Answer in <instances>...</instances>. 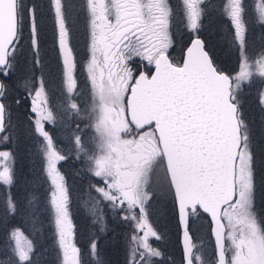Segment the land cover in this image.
<instances>
[{"label":"snow or ice","instance_id":"snow-or-ice-1","mask_svg":"<svg viewBox=\"0 0 264 264\" xmlns=\"http://www.w3.org/2000/svg\"><path fill=\"white\" fill-rule=\"evenodd\" d=\"M207 7L206 0H178L177 5L171 0H84L91 107L81 109L76 102L73 13L67 0H49L48 13L40 11L35 0H0V75L6 78H11L22 54L26 32L33 64L40 67L42 18L49 14L54 23L65 95L54 113L46 106L47 85L41 74L33 78L30 111L35 116L34 131L42 138L41 171L49 185L31 215L40 223L39 217L46 213L54 226L55 264L82 262L74 240L69 189L58 168L67 157L45 124L54 125L65 114L80 116L82 111L94 130V150L86 149L80 135L73 136V146L87 157L91 174L100 181L92 186L99 197L93 206L97 220L103 223L98 205L106 202L113 210L126 212L122 219L134 222L129 264H147V257L161 255L149 243L150 237L159 238L147 215L156 195L154 182L167 186L178 208L181 264H209L194 242L191 227L201 212L210 215L214 225L212 264H264V227L253 212L255 136L239 96L242 87L256 77L264 80V48L254 50L248 42V18L254 16L264 24V0H256L251 7L247 0H222L220 13L231 26L238 57L234 74L215 64L198 35ZM178 18L194 37L179 62L171 55L173 24ZM137 59L149 66L147 71L133 67ZM6 92L7 86L0 81V134L11 128ZM258 103L264 110V89ZM0 139L7 142L9 137ZM15 183L13 155L0 150V184L9 188L5 211L12 216L20 204L10 194ZM4 233L0 264H37L38 246L20 226L5 228ZM88 252L97 253L95 240L89 242Z\"/></svg>","mask_w":264,"mask_h":264},{"label":"rangeland","instance_id":"rangeland-1","mask_svg":"<svg viewBox=\"0 0 264 264\" xmlns=\"http://www.w3.org/2000/svg\"><path fill=\"white\" fill-rule=\"evenodd\" d=\"M35 2L39 4L40 11L48 13L49 0H35ZM67 2L70 5V8L73 13L71 17L74 25L72 45L77 58L76 79L78 82V90L76 95L79 97V99L76 102L80 105L81 109H90L91 107L90 85L85 71V67L88 59V55H87L88 36L86 31V19L83 14L84 0H67ZM206 2L208 6L207 14L203 18V22L201 24V28L198 34L204 36L205 39H207L206 41L217 62L216 64H218L221 68L230 71L231 74H234L237 71L238 57H237L235 44L232 41V36L230 31L231 26L227 21V19H225L220 13V5L222 3V0H206ZM255 2L256 0H247V3L249 4L250 7ZM171 3L173 5H177L178 0H171ZM208 21H210L209 25H208ZM248 26H249L248 42L251 45V47L254 50H259L261 48H264V28H263L264 24H261L258 19L250 15L248 18ZM173 33L175 37H180L181 35H184L185 36L184 40L187 41H189L190 37L193 36L192 33L185 30L184 25L179 21V18L173 24ZM26 35L27 32L25 33V36ZM213 36L214 38L212 41ZM174 41L176 42L175 43L176 47L174 46L173 48V50L174 49L175 50L174 52H172V56L176 59L177 62H179L181 61L180 59L182 56V49L185 45L181 46L182 44L178 42V40L174 39ZM40 48L42 51H40L39 55H41L42 58L46 56V59H50L52 57H54L55 59V63H53L54 60L51 59L52 61L49 60L46 64L48 70L49 71L53 70L55 73L54 74L55 79L51 81L53 85H50L49 77L48 79L46 78L45 79L47 80L46 91L48 94V103L46 106L51 107L53 112L56 113L57 111L56 106L61 103L65 93L61 84V64L57 49L54 23L51 18V15L49 14H46L41 21ZM44 49H47L48 52L47 55L46 54L43 55ZM21 52L24 53L23 49L21 50ZM137 65L142 67L143 65H145V63L137 59L134 62L133 67L135 68ZM41 67L43 68L42 65ZM42 68H40L41 74H43ZM27 69H28L27 77L29 78L30 75L34 77L35 76L34 68L30 66ZM41 74H39V76ZM39 76H37L36 78L38 79ZM80 84L81 86H83V88L79 86ZM29 87L30 88L28 89V94L30 97L29 102L31 108L32 99L34 97V91L31 84L29 85ZM262 89H264V80H262L259 77H256L250 84L242 87L239 93L242 112L244 113L247 110V114H249L247 121L249 122V125L255 136V144H256V152H257L256 165H258L259 169L261 167H264V155H261V152H264V110L261 109V106L258 103V94ZM37 105L39 106V101H37ZM32 118L34 120L35 116L33 115ZM90 124L91 121L89 120L86 112L83 111L81 112L80 116H72L69 118L67 114H65L63 118L58 117L57 121L55 122L56 125L55 133L58 136L57 137L58 144L55 142L54 143L56 144L57 148L62 151V154L66 155L67 153L73 150V152H75L78 157L77 160H75V162L78 166L77 168H80L81 175H83L84 186L86 189L77 186V181H76V185L72 184V189H73L72 193H74L76 202H81L86 204L87 211L89 212V214H91L92 217V219H90L91 228L94 230L93 227L95 225V222H97L98 229L95 228L96 229L95 231H98L99 232L98 234L101 235L106 234L107 230L110 229L124 230L122 237L118 239L120 240V243L126 254V262L127 264H129V252H128L129 238L131 235L135 234L134 222L127 219H122L121 217L125 215L126 212H121L119 209L113 210L106 202H100L98 205V211L103 217V223L97 220V216L94 213L93 206L96 204V201L99 199V197L97 193L92 191V186H99L100 181L99 178H95L91 174L89 170V166L87 164V157H85L81 153H78L73 146V136L80 135L82 137L86 149H88L90 152L94 150L93 147L95 144V141L93 139L94 130L90 127ZM77 126L79 128V131H77ZM47 127L48 128L50 127L48 123L45 124V128L48 131ZM59 131L60 134L58 135ZM2 135L5 134H0V136ZM6 143L7 142H5L3 139H0V150H7L12 153L11 148L7 147ZM33 157L34 155L30 153L28 156L29 163H33ZM60 165L61 163L58 164L59 169H60ZM257 176H258V182H260V184L264 186V173L259 175L257 172ZM32 177L28 180L30 184H33V181H30L32 180ZM66 183L71 197V193H70L71 187L69 186L67 179H66ZM260 189L261 188H259V192ZM169 196L170 199L173 201L174 211L176 213L174 198L172 195ZM168 201H169L168 197L162 194L159 195L158 198L154 197L147 206L148 221L151 223L153 229L156 231L157 235L159 236L168 235V233L165 232L164 230H167L169 228L170 222L168 218L164 219L162 217V212H161L162 207H164V204H166ZM157 203H158V207H160L159 214H157L156 212ZM253 212L258 222L263 227L261 216L263 215L264 210L262 209L261 204L258 205V201H256V193L253 201ZM116 213L119 214V218L115 217ZM138 215L139 214L137 213V216ZM70 216H71V212H70ZM173 223L175 224V226L178 224L177 216L174 218ZM205 224L207 227L206 234H205ZM210 226H211V222H209V219L206 216H204V218L196 217L191 225L194 232V237L196 238L194 242L197 244L198 248L200 249L201 254L207 257L209 264H212L215 248H214L213 240L210 235L211 233ZM92 233L90 235L92 237L90 238L89 242L92 240L96 241L97 239L98 234L97 233L92 234ZM139 235H143L142 230L139 231ZM74 240L76 243V239ZM159 240H161V242L158 241L157 238H152V237L149 238V243L151 244V246L157 249L161 253V255L159 257H147L146 258L147 264H160V263L174 264L172 258L168 255L169 253L167 249L169 244L168 245L166 244L162 248L163 241L160 238ZM159 244L162 245L159 246ZM178 245L180 246L179 240H178ZM90 257H92V254H90ZM86 260L87 259L85 258V261ZM180 262L181 259L179 262H176L175 264H181Z\"/></svg>","mask_w":264,"mask_h":264},{"label":"trees","instance_id":"trees-1","mask_svg":"<svg viewBox=\"0 0 264 264\" xmlns=\"http://www.w3.org/2000/svg\"><path fill=\"white\" fill-rule=\"evenodd\" d=\"M206 45L209 48L208 43H206ZM22 49L24 53L19 55L16 66L14 68V72L10 73L11 78L9 79L3 75L1 76L3 82L7 86V92L5 93V103L8 106V113L11 124V128L7 133H5V135H8L9 137L6 144L7 147L11 148L13 154L16 176V183L13 187H11L10 194L14 196L20 202V204L18 205L15 216L8 215L5 211V195L9 192V188L6 185L0 184V240L4 239L5 228L20 226L25 231V234L28 235L30 239H33L34 243L38 246V255L36 257L37 264H55V262L57 261V254L54 250L53 243L54 226L51 225L45 218L46 213L45 216L39 217L41 221L40 223H36L31 215L32 210L43 202V198L47 194L49 185L43 179V173L41 171L42 159L39 151V145L42 142V138H40L34 131V120L32 118L33 114L30 111V97L28 94V89L30 88L29 85L31 84L32 86L33 78H36L37 76H39V74H41V65L43 66L42 72L44 78L48 79L49 77L50 85H53L51 81L55 79V73L53 70L49 71L46 64L49 60L52 61L51 59H53V63H55V59L54 57L46 59V56L42 58L41 55H39L41 59V65L40 67L34 65L33 55L27 41V35L22 45ZM40 51H42L41 48L39 49V54ZM45 54H48L47 49H44L43 55ZM30 66L34 68L35 76L32 77L30 75L28 78L27 68ZM17 101H19V103H17ZM243 115L247 120L249 117V114H247V110L243 113ZM47 129L53 136L54 142L57 143L58 136L55 133L56 125H50V127H47ZM59 134L60 131L58 132V135ZM30 153L34 155L33 163H29L28 161V156ZM66 157V160L60 162V171L63 173V175L67 179L69 186L71 187L70 212L72 220L74 222V239H76V243L81 249L82 264H127L126 254L119 240L122 237L124 230L110 229L107 230L106 234L101 235L98 234V231H95L96 229H98L97 222H95V225L93 227L94 230L91 228L90 219H92V217L91 214H89V212L87 211L86 204L76 202L74 193H72V184L76 185V181L77 186L86 189L84 186L83 175H81L80 168H77L78 166L75 162L78 157L76 153L73 152V150L67 153ZM256 167L259 175L264 173V167H261L260 169L258 168V165H256ZM31 177L32 180L30 181H33V184H30V182L28 181ZM259 188H261L260 192ZM153 191L156 193V195L154 196L155 198H158L159 195L163 194L164 196H167L169 200L161 209L162 217L164 219L168 218L170 222L169 228L167 230H164L168 233V235H158V237L163 241V245L159 244V246L162 245V248L166 244H169L167 249L169 253L168 255L172 258V261L175 264L181 259V249L178 245L179 227L178 224L175 226V224L173 223L174 218L176 217V213L174 211L173 201L169 196L172 194L167 190L166 185L159 182H154ZM255 193L258 205L261 204L262 209L264 210V186L261 185L260 182H258V176H256ZM33 197H36V200H33ZM156 208V212L157 214H159L160 207H158V203ZM42 211L44 210L42 209ZM201 213L198 215V217L204 218V213L202 215ZM115 217L119 218V214L116 213ZM261 221L264 227V212L261 216ZM206 232L207 227L205 224V234ZM91 233L98 234L96 239L97 253L94 255V257L93 255L92 257H90V254L88 252L89 240L92 237L90 236ZM159 238L157 240L161 242ZM193 239L195 241L196 238L193 237ZM85 258L87 259L86 261Z\"/></svg>","mask_w":264,"mask_h":264},{"label":"water","instance_id":"water-1","mask_svg":"<svg viewBox=\"0 0 264 264\" xmlns=\"http://www.w3.org/2000/svg\"><path fill=\"white\" fill-rule=\"evenodd\" d=\"M192 38H194V37H192ZM191 38V39H192ZM200 38L201 39H203L201 36H200ZM190 39V40H191ZM189 44H190V41L187 43V45H186V47L187 46H189ZM186 47L184 48V53H183V57H184V55H185V50H186ZM205 50L206 51H208V49L205 47ZM209 53V52H208ZM209 55H210V53H209ZM211 56V55H210ZM183 57H182V59H183ZM225 71V70H224ZM226 72V71H225ZM0 81H2V79H1V77H0ZM176 204V203H175ZM176 210H177V218H178V224H179V229H180V232H179V241H180V245H181V250H182V231H181V226H180V222H179V214H178V208H177V205H176ZM208 215V214H207ZM208 217H209V219H210V222H211V226H210V230H211V235H212V238H213V242H214V237H213V232H212V229H213V222H212V220H211V217H210V215H208ZM214 246H215V244H214Z\"/></svg>","mask_w":264,"mask_h":264},{"label":"flooded vegetation","instance_id":"flooded-vegetation-1","mask_svg":"<svg viewBox=\"0 0 264 264\" xmlns=\"http://www.w3.org/2000/svg\"><path fill=\"white\" fill-rule=\"evenodd\" d=\"M210 19V18H209ZM77 20V19H76ZM210 24V21H208V25ZM173 37H174V39L175 40H178V42H180L182 45L181 46H183V45H185V42L187 41V40H184L183 38L185 37L184 35H181L180 37H175V35H173ZM201 37L203 38V40L205 41V44L207 43V41H206V39L204 38V36H202L201 35ZM179 38H180V40H179ZM213 38H214V36L212 37V41H213ZM184 40V42H183V40ZM176 43V42H175ZM176 47V46H175ZM175 50V49H174ZM174 50L172 49L171 50V55H172V52H174ZM209 50H210V48H209ZM211 51V50H210ZM182 52H183V49H182ZM142 68H144V70H148V68H149V66H147L146 64L145 65H143L142 66ZM228 71V70H227ZM81 88H83V86H81V84L79 85Z\"/></svg>","mask_w":264,"mask_h":264}]
</instances>
